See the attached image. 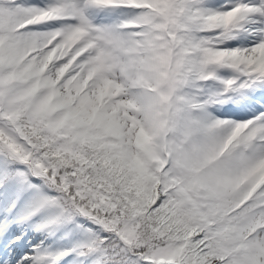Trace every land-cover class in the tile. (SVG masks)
Instances as JSON below:
<instances>
[{"label":"snow or ice","instance_id":"snow-or-ice-1","mask_svg":"<svg viewBox=\"0 0 264 264\" xmlns=\"http://www.w3.org/2000/svg\"><path fill=\"white\" fill-rule=\"evenodd\" d=\"M0 264H264V0H0Z\"/></svg>","mask_w":264,"mask_h":264}]
</instances>
